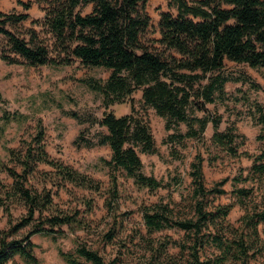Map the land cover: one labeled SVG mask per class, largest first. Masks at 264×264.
Masks as SVG:
<instances>
[{
    "label": "trees",
    "instance_id": "obj_1",
    "mask_svg": "<svg viewBox=\"0 0 264 264\" xmlns=\"http://www.w3.org/2000/svg\"><path fill=\"white\" fill-rule=\"evenodd\" d=\"M42 5V26L55 39V54L39 41L35 32L25 39L12 33L6 23H16L27 14L0 12V34L6 39L7 51L0 58L7 64L24 63L28 66L67 65L73 58L86 66L109 70L103 81L88 79V87L101 96L103 111L100 117L87 115L81 118L75 111L64 113L79 123L97 125L105 131H95L91 136L84 131L76 136L77 147L91 148L106 145L109 159L101 162L112 170H122L139 188L157 190L168 182L146 175L142 171L139 154H155L157 147L151 127L143 116L135 112L133 93L141 91L144 105L165 119V129L171 130L166 142L171 153L174 146L185 147L186 140L199 139L207 124L212 126V142L230 155H239L238 149L245 137L238 133L234 123L219 129L220 116L194 115L202 103H213L216 97L225 96V84L229 81H248L247 76H233L225 68L228 60L251 68L264 67V0H166L175 14L161 11L158 19L157 46L147 44L142 36L150 23L145 12L147 0H33ZM25 8L29 4H24ZM91 5L88 13L82 8ZM19 58L22 62H19ZM255 124L264 137V106L255 99L244 98ZM5 100L0 93V104ZM129 102L130 112L116 115L109 109L114 104ZM0 139L4 126L13 114L1 107ZM204 112V110H201ZM183 124L185 130L180 126ZM44 131L36 124L32 138L19 149H8L13 166L0 162V167L12 179L10 184L0 182V205L8 212L10 203H20L25 214L16 222L10 215L8 227L0 230V264H6L15 256L29 263H36L32 253L34 244L30 236L35 233L53 235L55 227L82 224L76 214L63 212L55 207L50 189L40 191L28 187L29 177L39 163L53 168L56 177L76 187L99 191V183L88 175L68 165L52 160L44 149ZM251 160L248 172H240L233 178L231 194L244 213L240 224L234 227L227 219L234 204L207 205L210 195L225 194L222 187L226 178L206 188L203 181L202 159L197 156L190 164L193 215L177 219L166 204L142 207V221L147 234L164 229H178L183 238L173 241L167 238L146 243L149 255L136 264H264V241L260 225L264 224V208L249 207L246 199L252 187L237 186L240 181L261 180L264 177V149L258 154L242 153ZM177 156V155H176ZM175 156V157H176ZM174 182L180 179L174 177ZM29 227L20 237L16 233ZM114 237V229L105 234ZM212 248L210 255L204 254ZM172 248H178L183 258L177 260ZM69 264H114L106 262L97 250L83 244L73 252H60Z\"/></svg>",
    "mask_w": 264,
    "mask_h": 264
},
{
    "label": "rangeland",
    "instance_id": "obj_2",
    "mask_svg": "<svg viewBox=\"0 0 264 264\" xmlns=\"http://www.w3.org/2000/svg\"><path fill=\"white\" fill-rule=\"evenodd\" d=\"M23 3L29 6L25 8ZM90 8L91 5H86L81 11L88 13ZM161 11L172 14L176 12L167 5L166 0H147L145 12L150 17V23L142 36L147 44L157 46L154 40L159 37L158 19ZM0 12L27 14L25 20L14 24L6 23L5 27L25 39L29 38L30 32H35L38 40L48 46L50 53H56L54 37L41 24L44 15L42 5L33 0H0ZM5 44V37L0 34V52L7 51ZM19 62L22 59L19 58ZM224 64L233 76L245 75L248 81L227 82L225 96L216 97L213 103H202L198 99L200 109H196L194 115L220 116V130L234 123L237 132L245 137L243 144L239 146V155H230L212 142L210 122L199 139H188L185 147L174 146L176 154L171 153L166 142V136L171 130L165 129V119L143 104L140 90L133 93L134 110L148 121L157 147L155 154H139L142 171L168 182L163 188L149 190L137 187L122 170H112L101 162V158L109 159L110 156L106 145L86 148L77 147L73 143L82 130L86 136H91L95 131H105V128L97 125L79 123L64 111H75L81 118L87 115L100 117L104 110L101 96L92 91L85 81L95 79L103 82L108 77L109 70L83 65L77 58H73L67 65L35 67L24 63L7 64L0 58V93L5 100L0 105L10 113L15 112L4 126L0 139V162L13 166L15 162L10 160L8 149H19L27 143L33 145L36 124L40 123L44 131L42 144L48 156L99 183V191L76 187L57 178L49 165L39 163L28 179V187L38 191L42 188L50 189L55 207L63 212L76 214L82 224L55 227L53 235H31L36 263H29L15 256L6 264H69L60 252H73L79 244L97 250L106 262L114 260V264H136L149 255L146 247L148 241L152 240L155 245L167 238L179 241L184 232L178 229H164L147 234L142 221V207L163 203L171 210L174 218L192 217L193 187L189 171L191 162L197 156L202 159L206 188L224 178L227 180L222 186L226 193L210 195L208 207L234 204L227 219L234 227L239 226L244 209L231 194L233 178L240 172L242 176L248 172L251 160L243 152L255 155L264 149V137H261L259 125L252 120L244 98L255 99L264 106V67L251 68L228 60ZM130 108L129 102L109 107L117 116L130 112ZM1 114L0 110V116ZM180 128L185 130L183 124ZM174 177L180 179V182L175 183ZM0 182L5 185L12 182L1 167ZM236 185L253 188L252 194L246 199L249 207L264 208V177L261 180L240 181ZM10 204L8 212L0 205V230L8 227L9 215L12 222H16L25 214L20 203ZM28 228L20 229L16 237L22 236ZM111 228L114 229V237L108 240L105 234ZM260 233L264 241V224L260 225ZM170 252L174 253L177 260L183 258L178 248H172ZM212 252L213 249L208 247L204 254L210 255ZM259 261L264 262V255Z\"/></svg>",
    "mask_w": 264,
    "mask_h": 264
}]
</instances>
